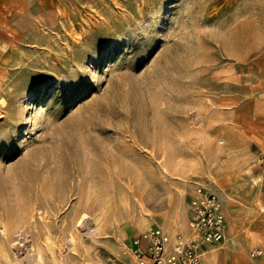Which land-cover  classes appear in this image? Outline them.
<instances>
[{
	"label": "rangeland",
	"instance_id": "374dc122",
	"mask_svg": "<svg viewBox=\"0 0 264 264\" xmlns=\"http://www.w3.org/2000/svg\"><path fill=\"white\" fill-rule=\"evenodd\" d=\"M28 1L0 29V264H132L142 231H186L197 184L259 200L244 4Z\"/></svg>",
	"mask_w": 264,
	"mask_h": 264
},
{
	"label": "crops",
	"instance_id": "0c3cea01",
	"mask_svg": "<svg viewBox=\"0 0 264 264\" xmlns=\"http://www.w3.org/2000/svg\"><path fill=\"white\" fill-rule=\"evenodd\" d=\"M23 1L29 3L28 0H0V29L3 27L5 30L10 29L8 20L13 16L15 5L18 9H22L20 6ZM35 1L48 7L58 2V0ZM238 4L245 5L244 12L239 13L238 8L233 6V20H244L246 37L250 39L252 35H264V0H233V5ZM254 50L264 52L262 47H252L251 51ZM260 56L261 59L257 60V57L245 65V67L256 66L261 69L260 78L251 80L253 85L246 87L247 93H254L253 96H247L248 99H264V59H262L264 54ZM237 62L241 63V61ZM262 173L264 174V168ZM258 195L259 200H248L244 208H238L237 204H233V213L229 212L228 203L220 195L225 203L224 212L227 222L225 239L218 246L204 248L203 264H264V193ZM253 249H262L263 254L252 258L249 252Z\"/></svg>",
	"mask_w": 264,
	"mask_h": 264
},
{
	"label": "built area",
	"instance_id": "2783aa9c",
	"mask_svg": "<svg viewBox=\"0 0 264 264\" xmlns=\"http://www.w3.org/2000/svg\"><path fill=\"white\" fill-rule=\"evenodd\" d=\"M224 205L216 191L197 184L188 201L186 231L169 232L159 225L142 231L126 249L132 264H203L204 248L225 239ZM261 254L253 249L250 257Z\"/></svg>",
	"mask_w": 264,
	"mask_h": 264
},
{
	"label": "bare ground",
	"instance_id": "6f19581e",
	"mask_svg": "<svg viewBox=\"0 0 264 264\" xmlns=\"http://www.w3.org/2000/svg\"><path fill=\"white\" fill-rule=\"evenodd\" d=\"M33 153H35V152H33ZM66 157H67V156H66ZM118 172H119V171H118ZM120 176H121V175H120ZM122 177H124V176H122ZM63 184H64V183H63ZM64 185H65V184H64ZM127 188H128V187H127ZM127 190H128V189H127ZM129 191H130V190H129ZM129 191H128V192H129ZM132 191H133V190H132ZM134 192H136V190H135ZM58 193H59V192H58ZM61 193H62V192H61ZM131 194L133 195V193H131ZM60 195H61V194H60ZM5 227H6V226H5ZM7 231H8V228H7ZM8 232H9V231H8ZM8 232H7V233H8ZM9 235H10V234H9Z\"/></svg>",
	"mask_w": 264,
	"mask_h": 264
}]
</instances>
